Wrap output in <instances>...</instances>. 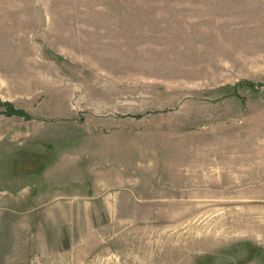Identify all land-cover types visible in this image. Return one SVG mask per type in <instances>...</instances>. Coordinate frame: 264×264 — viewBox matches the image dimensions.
Wrapping results in <instances>:
<instances>
[{
  "label": "rangeland",
  "instance_id": "rangeland-1",
  "mask_svg": "<svg viewBox=\"0 0 264 264\" xmlns=\"http://www.w3.org/2000/svg\"><path fill=\"white\" fill-rule=\"evenodd\" d=\"M0 264H264V0H0Z\"/></svg>",
  "mask_w": 264,
  "mask_h": 264
},
{
  "label": "crops",
  "instance_id": "crops-1",
  "mask_svg": "<svg viewBox=\"0 0 264 264\" xmlns=\"http://www.w3.org/2000/svg\"><path fill=\"white\" fill-rule=\"evenodd\" d=\"M110 180L106 181L104 185H99L100 187H104V189H93L87 190V193H106V194H117L121 192H125V187L130 186V182L126 184V178L123 175L120 176H112L109 177ZM125 178V179H124ZM128 180V179H127ZM98 186V185H93ZM119 188V189H118Z\"/></svg>",
  "mask_w": 264,
  "mask_h": 264
}]
</instances>
